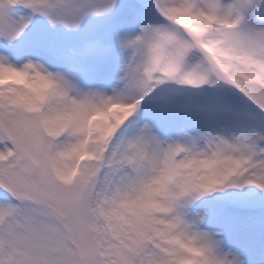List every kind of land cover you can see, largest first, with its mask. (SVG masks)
Wrapping results in <instances>:
<instances>
[{"label":"snow or ice","instance_id":"snow-or-ice-1","mask_svg":"<svg viewBox=\"0 0 264 264\" xmlns=\"http://www.w3.org/2000/svg\"><path fill=\"white\" fill-rule=\"evenodd\" d=\"M17 6L74 30L88 17L111 14L118 3L0 0V37L9 42L31 21L11 18ZM155 8L176 32L149 23L141 35L122 41L133 53L123 89L113 95L80 89L74 98L73 80L32 61L18 67L0 55V73L8 74L0 79V189L14 201L5 197L0 204V264H248L222 231L200 230L183 209L226 188L264 193V31L255 33L258 41L252 34L225 37L246 45L255 69L251 84L227 76L230 66L215 60L213 74L229 83L223 93L210 88L211 95L193 100L172 84L209 85V75L196 72L177 81L189 46L210 54L200 40L209 25L236 28L264 17V0H212L208 11H197L192 0H155ZM180 14L205 17L209 25L194 28ZM26 78L52 85L31 108L13 102ZM146 99L151 119L144 122ZM91 109L111 113L103 133L85 123ZM192 109L209 114L200 121L215 134L197 133L190 147L165 144L152 120ZM81 149L86 155H78ZM245 247L264 264V239Z\"/></svg>","mask_w":264,"mask_h":264},{"label":"clouds","instance_id":"clouds-1","mask_svg":"<svg viewBox=\"0 0 264 264\" xmlns=\"http://www.w3.org/2000/svg\"><path fill=\"white\" fill-rule=\"evenodd\" d=\"M7 78V73H0V79L6 80ZM51 87L52 85L47 80L36 79L35 81H33L31 79L26 78L25 83L23 85L24 93L22 95L13 93V102L18 105L31 108L34 105L38 104V97L43 93L47 92ZM105 117L110 120L111 113L107 111L100 112L99 110L91 109L85 113L84 120L86 124L91 121L92 125L95 128L100 129L101 133H103L106 129ZM78 155L84 156L86 154L84 153L83 149H81ZM64 175L70 178L72 175H74V172L68 170L64 173Z\"/></svg>","mask_w":264,"mask_h":264},{"label":"rangeland","instance_id":"rangeland-1","mask_svg":"<svg viewBox=\"0 0 264 264\" xmlns=\"http://www.w3.org/2000/svg\"><path fill=\"white\" fill-rule=\"evenodd\" d=\"M0 55L5 56V38L0 37ZM0 147H2V144H0ZM5 192L3 189H0V204H3L5 202Z\"/></svg>","mask_w":264,"mask_h":264}]
</instances>
